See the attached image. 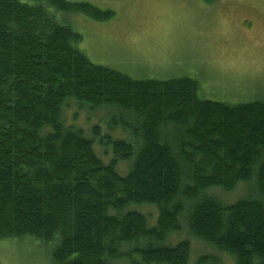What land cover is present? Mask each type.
I'll use <instances>...</instances> for the list:
<instances>
[{
	"label": "trees",
	"instance_id": "obj_1",
	"mask_svg": "<svg viewBox=\"0 0 264 264\" xmlns=\"http://www.w3.org/2000/svg\"><path fill=\"white\" fill-rule=\"evenodd\" d=\"M29 1L0 0V240L56 239V264H111L126 257L121 246L142 240L130 264H189L188 240L164 244L189 204L183 219L195 238L235 264H264V102L202 99L194 78L137 80L94 64L75 46L82 36L39 2L95 21L113 11ZM68 99L134 118L129 134L103 135L109 163L63 122ZM122 161L130 162L126 175ZM240 182L254 189L234 204L204 193ZM148 204L158 209L151 228L142 212L127 210ZM194 264L218 260L203 255Z\"/></svg>",
	"mask_w": 264,
	"mask_h": 264
},
{
	"label": "rangeland",
	"instance_id": "obj_2",
	"mask_svg": "<svg viewBox=\"0 0 264 264\" xmlns=\"http://www.w3.org/2000/svg\"><path fill=\"white\" fill-rule=\"evenodd\" d=\"M68 1L88 2L115 13L107 21H95L83 13L58 11L44 1L39 2L45 4L58 23L71 26L82 36L75 46L92 63L137 80L194 78L202 99L232 104L264 102V0ZM124 117L113 107L92 108L68 99L62 120L91 138L97 155L109 163L114 153L103 135L129 134L124 128L134 118ZM129 165V161L120 162L118 172L126 175ZM253 189V182H240L229 192L213 187L204 193L224 204H234L247 198ZM189 208L186 205L178 219L180 229L169 233L164 244L188 240L189 264L203 255L214 256L218 264H235L231 254L189 232L183 219ZM127 210L142 212L148 228L157 223L158 209L154 205H131ZM141 241L121 246L120 251L126 257L111 264L139 261L133 250L142 246ZM56 245V239L45 242L29 235L0 240V264H56L53 257Z\"/></svg>",
	"mask_w": 264,
	"mask_h": 264
}]
</instances>
